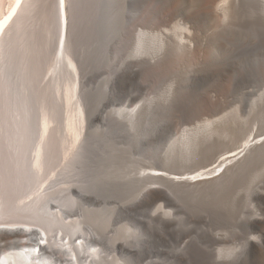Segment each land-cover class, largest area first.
I'll return each mask as SVG.
<instances>
[{
  "label": "bare ground",
  "instance_id": "1",
  "mask_svg": "<svg viewBox=\"0 0 264 264\" xmlns=\"http://www.w3.org/2000/svg\"><path fill=\"white\" fill-rule=\"evenodd\" d=\"M19 1L0 21V264H156L153 259L142 263L150 234H176L180 242L187 236L179 211L158 202L174 201L173 195L186 201L229 193L264 161V134L252 131L228 148L246 126L237 116L233 121L240 131H227L228 140L221 138L220 127H205L173 138L163 155H158L162 147L151 150L146 158L155 161L152 169L134 166L132 159L123 164V154L141 142L151 124L152 102L107 111L101 105L109 88L116 77L150 68L170 52L191 54L195 48L169 44L159 32H138L114 80L94 90L92 69L106 62L110 37L127 20L146 19L147 14H136L145 6L154 20L221 19L225 29H235L238 18L264 27V0H21L14 14ZM185 28H173L181 41ZM85 102H91L89 108ZM125 128L134 132L123 133ZM123 166L130 171L134 166L136 175L118 179ZM256 179L250 183L247 213L248 222L260 224L264 173ZM110 198L120 203L109 205ZM97 201L106 204L90 206ZM147 206L145 215L136 214ZM181 207L190 220L192 214ZM115 215L135 220L133 241L115 224L109 235ZM246 238L253 255L264 251L262 238ZM195 244L185 242V254ZM174 251L177 258L181 252ZM181 255L174 264L185 261Z\"/></svg>",
  "mask_w": 264,
  "mask_h": 264
},
{
  "label": "rangeland",
  "instance_id": "2",
  "mask_svg": "<svg viewBox=\"0 0 264 264\" xmlns=\"http://www.w3.org/2000/svg\"><path fill=\"white\" fill-rule=\"evenodd\" d=\"M14 2L15 0H0V21L9 16ZM21 2L20 0L15 7L14 14ZM148 11L147 6L140 13L136 10L138 16L147 14L146 19L127 20L110 37L106 62L92 69V89L98 90L106 81L114 80L115 71L122 65L124 56L133 50L136 40L134 38L138 32H159L168 38L169 44L194 45L195 49L191 54L170 52L165 59L150 68L116 77L113 88H109L110 95L103 98L101 109L116 111L134 105L141 109L149 101L152 102L149 111L151 124L147 132L129 154H123L121 162L130 164L132 159L134 166L152 169L155 161L146 158L151 150L162 147L163 150L158 155H163L173 138L182 134L193 135L203 131L205 127H220L223 131L221 138L223 135L222 139L228 140L230 137L227 131L240 129V124L233 121L237 116L246 126L240 129L243 135L241 139L232 140L228 148L239 146L252 131L264 134V27L252 18L236 19L235 29H225V23L221 19L216 23L203 18L190 22L183 16L154 20ZM179 24L186 27L183 29V41L173 31ZM85 103L89 108L91 102ZM226 117H231V120L226 121ZM248 128L246 133L244 129ZM122 132L131 133L134 130L125 128ZM120 146L126 145L120 143ZM134 166L131 167L132 171L123 166L117 173L120 175L118 179H124L125 175H136ZM262 173L264 161L250 172L247 181L236 185L229 193L214 192L206 196H192L186 201L173 195L174 201L167 198L160 200L158 203H164L167 208L179 211L178 217L182 216L181 220L187 224L184 228L187 236L180 242L181 238L178 239L176 234H150L148 237L152 242L147 244L150 250L144 253L142 263L153 259L156 264H161L162 261L164 264H174V259L184 254L181 256L186 258L185 261L178 264H264V251L253 255L246 238L251 236L264 240V222H248L250 214L247 213L250 183L256 181V177ZM262 184L264 188V183ZM149 185L165 188L160 183ZM117 200L110 198L108 204H119L120 200ZM103 204L106 203L100 204L97 201L86 206L100 208ZM181 206L186 207L185 210L192 214L190 220H185L189 216L183 213ZM258 207L261 218L264 219V205L258 202ZM148 210V206L143 207L136 214L142 217ZM115 217L105 234L109 232V235H113L114 229L119 226L129 231L124 238L133 241L136 238L133 233L135 220L117 215ZM196 238L201 242H197ZM191 240L196 241V244L185 254L183 246ZM175 249L181 252L177 258L173 257ZM224 250L230 254L225 255L227 252Z\"/></svg>",
  "mask_w": 264,
  "mask_h": 264
}]
</instances>
